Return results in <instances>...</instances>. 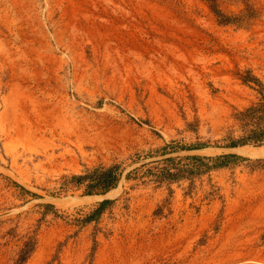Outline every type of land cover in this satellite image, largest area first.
Returning <instances> with one entry per match:
<instances>
[{"label":"rangeland","instance_id":"obj_1","mask_svg":"<svg viewBox=\"0 0 264 264\" xmlns=\"http://www.w3.org/2000/svg\"><path fill=\"white\" fill-rule=\"evenodd\" d=\"M245 77L264 0H0V264H264Z\"/></svg>","mask_w":264,"mask_h":264},{"label":"trees","instance_id":"obj_2","mask_svg":"<svg viewBox=\"0 0 264 264\" xmlns=\"http://www.w3.org/2000/svg\"><path fill=\"white\" fill-rule=\"evenodd\" d=\"M241 81L243 84L253 83L258 88L259 97L255 103L234 115V121L239 126L241 135L237 139L230 138L229 147L264 146V88L258 80L250 77L242 78ZM118 171V166L96 169L92 174L74 180L88 181V195L95 191L106 194L117 186L119 182Z\"/></svg>","mask_w":264,"mask_h":264},{"label":"bare ground","instance_id":"obj_3","mask_svg":"<svg viewBox=\"0 0 264 264\" xmlns=\"http://www.w3.org/2000/svg\"><path fill=\"white\" fill-rule=\"evenodd\" d=\"M239 152H241L243 155L247 157H258L264 153V148H259V149L239 148ZM120 189H121V186H119L117 189L109 191L106 196H113L117 192H119Z\"/></svg>","mask_w":264,"mask_h":264}]
</instances>
